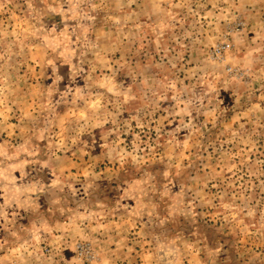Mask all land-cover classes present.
Wrapping results in <instances>:
<instances>
[{"label":"rangeland","instance_id":"obj_1","mask_svg":"<svg viewBox=\"0 0 264 264\" xmlns=\"http://www.w3.org/2000/svg\"><path fill=\"white\" fill-rule=\"evenodd\" d=\"M0 264H264V0H0Z\"/></svg>","mask_w":264,"mask_h":264},{"label":"trees","instance_id":"obj_2","mask_svg":"<svg viewBox=\"0 0 264 264\" xmlns=\"http://www.w3.org/2000/svg\"><path fill=\"white\" fill-rule=\"evenodd\" d=\"M117 198V197H116ZM157 230V229H156ZM158 231V230H157ZM168 237H165V240L167 239ZM168 253L169 254V250L165 251V254Z\"/></svg>","mask_w":264,"mask_h":264}]
</instances>
